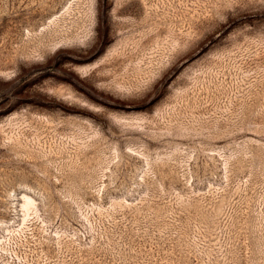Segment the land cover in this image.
<instances>
[{
  "label": "rangeland",
  "instance_id": "obj_1",
  "mask_svg": "<svg viewBox=\"0 0 264 264\" xmlns=\"http://www.w3.org/2000/svg\"><path fill=\"white\" fill-rule=\"evenodd\" d=\"M0 264H264V0H0Z\"/></svg>",
  "mask_w": 264,
  "mask_h": 264
},
{
  "label": "bare ground",
  "instance_id": "obj_2",
  "mask_svg": "<svg viewBox=\"0 0 264 264\" xmlns=\"http://www.w3.org/2000/svg\"><path fill=\"white\" fill-rule=\"evenodd\" d=\"M31 202V201H30ZM28 205V204H27ZM30 205V204H29Z\"/></svg>",
  "mask_w": 264,
  "mask_h": 264
}]
</instances>
